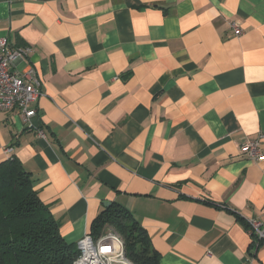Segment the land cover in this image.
<instances>
[{"label":"crops","instance_id":"obj_1","mask_svg":"<svg viewBox=\"0 0 264 264\" xmlns=\"http://www.w3.org/2000/svg\"><path fill=\"white\" fill-rule=\"evenodd\" d=\"M0 37L42 80L29 121L0 113V161L67 243L118 203L159 264H264V159L239 151L264 135V0H0Z\"/></svg>","mask_w":264,"mask_h":264},{"label":"trees","instance_id":"obj_2","mask_svg":"<svg viewBox=\"0 0 264 264\" xmlns=\"http://www.w3.org/2000/svg\"><path fill=\"white\" fill-rule=\"evenodd\" d=\"M108 228L121 236L132 264H159L147 231L122 205H110L90 224L94 237ZM250 236L257 245L264 241ZM77 253L76 244L64 240L58 221L40 200L31 172L14 155L0 161V264H70Z\"/></svg>","mask_w":264,"mask_h":264},{"label":"built area","instance_id":"obj_3","mask_svg":"<svg viewBox=\"0 0 264 264\" xmlns=\"http://www.w3.org/2000/svg\"><path fill=\"white\" fill-rule=\"evenodd\" d=\"M236 34L240 29L232 24ZM29 46H13L5 37H0V113L16 108L24 120L35 113V103L42 94V80L36 68L28 63L21 70L12 69L13 64L27 56ZM43 135L42 132H40ZM262 133L255 139L244 138L239 146L240 155L254 161L264 159L260 151ZM248 234L264 240V225L253 218H247ZM77 255L70 264H132L125 256L121 236L108 228L94 237L87 230L77 241ZM244 264V263H240Z\"/></svg>","mask_w":264,"mask_h":264},{"label":"water","instance_id":"obj_4","mask_svg":"<svg viewBox=\"0 0 264 264\" xmlns=\"http://www.w3.org/2000/svg\"><path fill=\"white\" fill-rule=\"evenodd\" d=\"M108 204H109V202H107V204H104V205L106 206V205H108Z\"/></svg>","mask_w":264,"mask_h":264}]
</instances>
